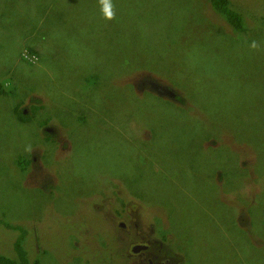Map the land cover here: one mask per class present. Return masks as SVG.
<instances>
[{"label":"rangeland","instance_id":"rangeland-1","mask_svg":"<svg viewBox=\"0 0 264 264\" xmlns=\"http://www.w3.org/2000/svg\"><path fill=\"white\" fill-rule=\"evenodd\" d=\"M227 2L241 33L207 0H0L1 255L130 264L142 221L180 264H264V0Z\"/></svg>","mask_w":264,"mask_h":264},{"label":"flooded vegetation","instance_id":"flooded-vegetation-1","mask_svg":"<svg viewBox=\"0 0 264 264\" xmlns=\"http://www.w3.org/2000/svg\"><path fill=\"white\" fill-rule=\"evenodd\" d=\"M154 93L160 98H166V96L162 97L165 94L160 87H158V90ZM46 131L48 132V129H46ZM142 225H144L142 221L132 222V229L125 231L124 234L126 239L139 238V240L131 242L128 247L126 258L128 261L130 260V264H180L179 261L171 258L170 255L172 253L164 247L159 240L154 238L149 239L148 236L142 235L144 234L143 231L140 230ZM118 227L125 230L127 228V223L120 221L118 222Z\"/></svg>","mask_w":264,"mask_h":264},{"label":"trees","instance_id":"trees-1","mask_svg":"<svg viewBox=\"0 0 264 264\" xmlns=\"http://www.w3.org/2000/svg\"><path fill=\"white\" fill-rule=\"evenodd\" d=\"M207 1L212 11L217 15H219V17H221L230 26V28L233 31L241 33L244 30L245 26L243 25L242 18L240 17L239 13H237L236 11L230 8L227 0H207ZM28 52L34 54L33 50ZM1 93L4 92L1 91ZM175 99L178 101V98ZM179 103L182 104V101H179ZM14 110L21 112L17 107ZM24 118L26 117H24L23 114L20 113L19 119L22 120ZM22 162L23 161H20L19 163L22 164ZM23 163H25V161ZM16 230L18 229L16 228ZM22 234L23 233L20 232V235L16 238V240L13 243L14 257L9 258L0 254V264H30L26 258L25 251L21 246ZM31 264H37V263L33 262Z\"/></svg>","mask_w":264,"mask_h":264},{"label":"clouds","instance_id":"clouds-1","mask_svg":"<svg viewBox=\"0 0 264 264\" xmlns=\"http://www.w3.org/2000/svg\"><path fill=\"white\" fill-rule=\"evenodd\" d=\"M100 2L103 4V13L105 18L111 20L114 17L111 0H100ZM253 47H255V44H253Z\"/></svg>","mask_w":264,"mask_h":264}]
</instances>
